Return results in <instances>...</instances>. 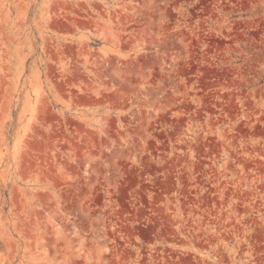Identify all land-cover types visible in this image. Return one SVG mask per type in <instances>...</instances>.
Listing matches in <instances>:
<instances>
[{
    "label": "rangeland",
    "instance_id": "1",
    "mask_svg": "<svg viewBox=\"0 0 264 264\" xmlns=\"http://www.w3.org/2000/svg\"><path fill=\"white\" fill-rule=\"evenodd\" d=\"M0 264H264V0H0Z\"/></svg>",
    "mask_w": 264,
    "mask_h": 264
}]
</instances>
